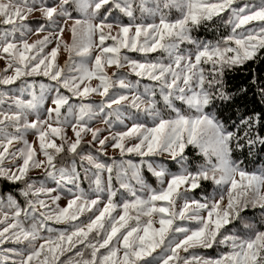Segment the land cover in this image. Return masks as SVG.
Listing matches in <instances>:
<instances>
[{
	"label": "snow or ice",
	"instance_id": "1",
	"mask_svg": "<svg viewBox=\"0 0 264 264\" xmlns=\"http://www.w3.org/2000/svg\"><path fill=\"white\" fill-rule=\"evenodd\" d=\"M0 60V264H264V0H0Z\"/></svg>",
	"mask_w": 264,
	"mask_h": 264
},
{
	"label": "trees",
	"instance_id": "2",
	"mask_svg": "<svg viewBox=\"0 0 264 264\" xmlns=\"http://www.w3.org/2000/svg\"><path fill=\"white\" fill-rule=\"evenodd\" d=\"M241 2V1H240ZM223 29L220 30L221 34L223 33ZM195 35L199 36L202 39H215L217 38V33L215 30H209V29H204L203 27L201 29H199ZM130 56L136 57L138 56L137 53H129ZM152 56L157 55L156 53L151 54ZM255 71L257 74L260 73H264V62H257V61H253V62H249V64L247 66H245V68L243 69V71L236 73V80L233 81V83H239L241 81H243L250 72ZM132 79H135L134 76L131 77ZM38 79H42L40 77L36 78ZM147 81H145L146 83ZM90 100H94V101H99V99H90ZM116 158L118 159L119 156H116ZM134 160L139 159L138 157H130ZM245 163L250 167V168H257L258 166H260L261 164H264V154H259L257 155L255 158H248L247 155L245 154ZM104 159H106V157H104ZM40 176V175H38ZM35 176V177H38ZM144 176L145 179L153 186H156V182H155V178L151 176L150 173L147 172V169L144 170ZM15 187L14 185H9L6 181H4L3 179H0V193L3 192H15ZM82 187L87 188L88 185L87 183H83ZM249 219H258V214L256 217H253L251 213H249ZM56 227H63L62 225H57ZM206 251L208 254L210 255H215V249H210V250H203Z\"/></svg>",
	"mask_w": 264,
	"mask_h": 264
},
{
	"label": "rangeland",
	"instance_id": "3",
	"mask_svg": "<svg viewBox=\"0 0 264 264\" xmlns=\"http://www.w3.org/2000/svg\"><path fill=\"white\" fill-rule=\"evenodd\" d=\"M240 1L243 2V0H240ZM35 38H36V37H32V39H35ZM65 39H68L67 34H65ZM65 58H66L65 54L62 52L61 55H60V57H59L60 62L63 63V61H64ZM3 67H4V62H3L2 60H0V69H3ZM38 80H40V79H38ZM93 83H95V82L93 81ZM89 99H100V98H99L98 96H92V97H89ZM103 126H104V125H102V124H100V123L95 124V127H103ZM68 135H69V136L72 135L70 129L68 130ZM27 139L29 140V142H32L33 139H34V137H33L32 134H29L28 137H27ZM108 156L116 157V156H118V152L115 151V150L109 149V151H108ZM41 171H42V170H40V169L33 170V171L30 173V175H32L33 177L38 176V175L41 174ZM49 183H51V182H49ZM64 203H65V201H64L63 198H62L61 201H60V204L63 205ZM69 255H71V254L69 253Z\"/></svg>",
	"mask_w": 264,
	"mask_h": 264
}]
</instances>
